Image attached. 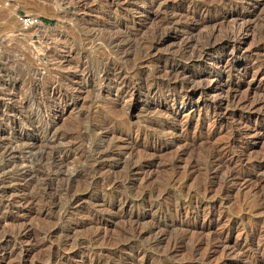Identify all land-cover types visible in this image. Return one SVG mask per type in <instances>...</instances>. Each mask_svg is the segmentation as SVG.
<instances>
[{
  "label": "rangeland",
  "instance_id": "1",
  "mask_svg": "<svg viewBox=\"0 0 264 264\" xmlns=\"http://www.w3.org/2000/svg\"><path fill=\"white\" fill-rule=\"evenodd\" d=\"M164 1L172 5L169 15L173 8L181 12L176 16L182 22L197 4L209 10H200L203 17L234 12L242 21L250 20L251 28L237 45L241 61L219 75L225 59L236 53L233 41L195 57L178 48L180 38L173 33L153 47L135 42L127 54L119 52L107 29L114 15L134 38L152 35L155 13L140 12L141 0L131 1L118 14L106 0H92L85 13L68 0H0V57H10L4 74L8 84L32 95L35 78L45 86L55 82L66 97L58 103L50 97L58 113L49 110L48 121L54 120L59 130L82 121L87 138L81 152L87 156L98 143L119 144L124 150L108 158L93 179L73 174V190L58 194L61 198L51 212H45L42 202L26 211L18 227L34 230V238L24 244L27 251L7 246L0 264H18L20 259L25 264H264V106L251 107L264 93V65L259 60L264 57V0ZM94 23L104 27L103 35H93ZM232 24V19L225 21L224 31ZM70 46L72 57L96 76L105 65L112 66L109 61L118 63L138 85L132 96L125 95L130 108L118 102L119 92L109 78L81 81L82 91L70 89L68 70L53 68V57H61ZM166 64L197 76L191 96L182 80L169 81L160 73ZM213 83L217 88L210 87ZM233 91L236 96L230 100ZM29 106L26 111L38 112L35 104ZM94 123L101 128L94 129ZM0 124L19 127L1 118ZM254 126V136L243 134ZM231 171L236 176L225 184ZM217 235L225 242L219 243ZM174 239L181 242L172 248Z\"/></svg>",
  "mask_w": 264,
  "mask_h": 264
},
{
  "label": "bare ground",
  "instance_id": "2",
  "mask_svg": "<svg viewBox=\"0 0 264 264\" xmlns=\"http://www.w3.org/2000/svg\"><path fill=\"white\" fill-rule=\"evenodd\" d=\"M68 1L75 2L78 11L80 12L83 11V13H85L87 7L90 6L91 3H93L91 2L92 0H68ZM106 1H107L106 4L111 6V11L113 12L115 11L118 14L119 11L126 9L127 6L133 0H106ZM141 1L143 2V7L140 8V12L144 14V12L148 10L147 12L152 11L153 14L155 13L154 16L155 23L153 26L152 35L150 33L151 36L149 38H147L148 36L146 37L142 36L137 39L134 38L131 32L127 30L126 27L125 28L123 27L124 23L122 22V20L119 19V15L116 16L114 15L112 18L113 20L112 21L110 20L111 21L110 28L108 26L107 29L109 31H112L113 35L112 36L110 35V40L111 43H114L116 50H118L119 52L127 54L128 50L130 49L129 47L132 46L135 42L140 45H144V46L148 45V47L150 46L153 47L155 43L156 45L159 43H163L166 40L167 36H169L170 33H173L175 36H178V38H180L179 39L180 43L178 44L179 46L178 48L183 53H189L187 55L191 54L194 55L195 57L197 56L202 57L206 55L209 52V50L212 47H214L216 44L225 45L228 44L230 41H233L234 48L237 49L236 53L235 54L232 53L233 55L231 57L229 56L227 59H225L226 60L225 63H223L219 68L218 71L219 75H221L223 72H226L227 69L231 68L232 65L236 64L238 60L241 61V59L243 58L241 56V53L239 52L240 46L243 42L242 41L243 39H241V37L244 34H246L247 31L251 28V24H250L251 21L250 20L246 21L245 19H244L245 21H242L243 17L241 16V14H235L234 12H227L225 14H222L221 17H203L204 15L203 16L201 15L200 10L201 11L202 10L209 11V10L204 5L197 4L196 9L194 10V12H192V14H190V16L189 14L188 15L185 14L186 15L185 17L188 20L182 22L181 21L182 18L180 19L181 16L179 17L176 16L178 13H181L178 10L173 8L171 15H169V10L171 9L170 7L172 5L165 3L164 0H141ZM258 2L259 1L255 2L252 8H255ZM177 8L179 9L180 6H177ZM228 19L233 20V24H232L233 26H231V28H228V30L224 31V28L222 26H224L223 25L224 22L227 21ZM154 21H152V23ZM103 28L104 27L96 23L94 26H92L91 31L94 33L93 34L94 36H98L101 34L103 35L105 31ZM202 29L206 31L199 33L198 31L200 30L202 31ZM196 32H198L199 34ZM218 41L220 43H218ZM237 45H240L239 48H237ZM66 51L67 52H64L61 57H53L54 60L53 68L56 69L57 71L58 70L64 71L65 69L68 70L67 77L71 80V82L69 83L70 89H78L82 91L83 86L82 87L80 86L81 81L91 82L97 79L101 82L105 78H109L110 81L112 80V87H116L117 91L119 92L118 94L120 95V97L118 99L119 100L118 102L127 104L128 108H130L131 105L128 104V101H126L127 99L125 100V95L130 94L132 96L136 92L138 85L134 83L129 76H127V73L118 65L117 62L109 61L112 66L108 67L107 65H105V67H103L101 70V74L96 76L89 68H86L84 66V63H82L81 59L80 60L77 59L78 60L77 61L74 57H72V52H74V49L71 46ZM0 59H1L0 74H1V78L3 79L2 81H0L1 122H6L8 125L9 124H13L14 126L15 124L19 125L17 129L15 127L7 129L5 126L4 127L0 126V255L1 254L3 255L7 253L8 248L6 247L10 246L11 244H14L15 247L18 246L16 249L27 251V248L24 246V244L28 242L30 239L34 238L35 234L34 235L32 234L34 230L32 232H29L27 231V229L29 228L23 230L21 227H18L20 225L17 223V221H19V219L24 215L26 211L28 210L31 211L38 202H42L45 212L48 211L51 212L57 204V198L58 196H60L58 194L64 191H68V193L69 192L71 193V191L73 190L71 185L73 174L91 175L93 179V177L96 176V174H98L97 172L108 164L107 163L108 158L115 157L116 155L119 156L123 153L124 150L123 151L121 150L120 148L121 145L119 144L114 143L110 146H105L103 143H98L94 147L93 155L87 156L85 153H82L81 148L83 147L85 139L87 138L84 133L85 130L83 125L84 123L83 124L81 123L82 121L81 122H79L80 120L79 121L75 120V122L72 121L73 124L71 123L72 125L71 126L69 125L67 129L59 130L58 128H56L53 119H52L53 121L47 120L48 119L47 117H50L51 112H54L55 115L58 113L57 105L50 101V97H52L51 99H53L54 102H57V99L59 100L64 99L66 97V94L62 92L60 93L58 91V89L54 86V84H56L55 82L51 83L49 86H45L40 78L39 79L35 78V81L32 83V86L30 87V93L32 95L25 93L26 91L25 92L22 91L17 86V84L10 86L7 80L4 78V74H7L6 73L7 68L5 69V65L8 64V62L10 61V57H0ZM259 60H260V66L264 65V57ZM107 67L109 69H107ZM137 70H135L136 73H139L140 70L138 72ZM109 72L113 73L114 76L113 78L112 76L110 77ZM161 72L165 75V77L169 81L175 79L182 80L183 87L186 88L185 89L186 92L190 91V96L192 94L191 92L196 89L193 87V83L195 81L194 79H196L197 76L193 75L191 72L190 74H187L184 71V69H181L176 64L164 65L162 68H160V73ZM34 73L37 74L38 70L35 69ZM136 73L134 72V74ZM217 80L216 82H218ZM217 86L218 83L216 84L213 83V85L210 87L217 88ZM35 89L38 95L34 96ZM233 92H234L232 93L233 95L230 93V100H232V98L234 99L236 96L235 93L236 91ZM98 94H100L99 91ZM186 94L188 98L189 95L188 93ZM224 99L225 97L219 100L220 105L224 103ZM34 104L35 106H37L38 109L37 113L35 110L26 111L27 109L26 107L28 105L33 106ZM251 104L252 103H250V105ZM262 106H264V93H262V97L258 99V101L254 105H251V107L254 108L255 110L257 107H262ZM49 110H50V114H49ZM42 117L44 118L46 117L45 119L46 121H44ZM93 126L94 129L101 128L100 123L98 124L94 123ZM93 126L91 127L93 128ZM255 132L256 130L254 126V128H248V129L245 128L243 134L247 136H251V135L254 136L256 134ZM89 144L90 143H88V145ZM81 160L86 161V163L84 165L80 164L81 166L76 165V162H79ZM235 176L236 175L233 172L229 174L228 177L226 178L225 184H228L227 182L232 180V178H234ZM60 180H63L65 184L64 183L61 184L62 182H59ZM112 181L115 182V179H113ZM71 197L72 199H76L75 194H73ZM67 227L71 228L70 225H68ZM153 228H155V226L152 227V229ZM45 236L47 237L46 234ZM224 238L225 237L218 236L217 241H219V243H224L225 242ZM174 240H173L174 242L172 244V248L176 247L181 242L180 241L181 239L180 240L174 239ZM172 248L171 251L174 250V249L172 250ZM48 259H49L48 261H51L50 257ZM18 264H25V259H20V261H18Z\"/></svg>",
  "mask_w": 264,
  "mask_h": 264
}]
</instances>
